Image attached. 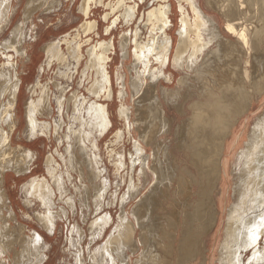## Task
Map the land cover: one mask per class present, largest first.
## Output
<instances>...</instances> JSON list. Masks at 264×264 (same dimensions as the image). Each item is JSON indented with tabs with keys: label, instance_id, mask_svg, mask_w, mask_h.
Wrapping results in <instances>:
<instances>
[{
	"label": "bare ground",
	"instance_id": "1",
	"mask_svg": "<svg viewBox=\"0 0 264 264\" xmlns=\"http://www.w3.org/2000/svg\"><path fill=\"white\" fill-rule=\"evenodd\" d=\"M92 1H81L80 11L86 21L83 20L74 37L68 34L59 43L51 42L44 47L47 65L43 69L47 71L53 67V62H57V76L43 84L40 72L24 106L28 118L24 134L29 140L43 135L51 141L53 131L59 139L67 126L60 140L67 143L64 153L57 148L45 159L48 177H33L22 187L23 201L28 208L38 202L41 204L42 211L35 212V215L50 233L54 232L60 217L68 216L65 207L55 210V199L58 194L61 199L67 196V185L74 182L73 173L79 175L76 178L80 186H75L80 193L78 199L85 201L86 207L94 206L96 217L101 214L103 201L112 187L111 179L105 175L107 167L102 168L98 139L105 137L114 124L106 104L99 100L115 96L112 70H109L111 48L115 43L112 40L91 44L90 37L82 42L81 38L87 37L90 29L96 26L94 20L88 19L93 9ZM204 1L203 6L200 0H178L182 25L177 31L176 45L177 38L168 32L169 26H173L171 16L175 13L171 0H165L143 17L140 15L134 31L124 30L126 34L120 41L122 60L125 63L130 58L134 60V73L129 77L125 67L116 69L120 99L118 116L125 120V130L115 133L113 144L123 140L126 133L134 137L128 154L118 153L113 147L109 156L116 168L117 187L123 178L121 171L127 169L124 176L127 188L121 195L118 189L113 194L115 204L120 200L117 221L109 212L91 221V242L111 229L102 244L94 250L88 247V259L81 245L82 231L77 229L78 237H70V249L76 250L73 252L75 264H191L203 254L202 264H210L214 262V256L209 258L205 253L208 250L205 237L220 224L225 239L219 245L221 258L218 264H245L244 255L248 251H252L248 264L264 263V247H261L264 237V116L256 122L245 147L238 154L232 174L230 167L235 163V147L230 149L233 141H228L231 136L234 138L237 131L234 126L239 117L251 107L254 96L264 90V0ZM61 2L43 0L37 4L35 0H29L25 17L29 18L38 7L52 10ZM117 3H120L118 10L109 13L113 14V19L107 28L108 33L117 28L119 22L124 20L128 24L137 18L139 3L113 2ZM12 5V0H0V34L13 21L15 9ZM209 8H217L223 17H227L223 31L230 38L223 35L222 26L207 12ZM105 21L110 23L108 16ZM141 23L149 32L147 36H143ZM24 26L23 22L18 23L10 37L0 45L3 59L0 64V264H43L47 258L46 243L39 232L32 230L25 238L11 232L10 220H16L15 212L8 205V193L3 188L6 176L10 175L8 172L20 175L11 174L14 179L26 175L36 159L32 148L14 145L12 140L17 130L18 90L21 88L18 63L27 57V39L31 41L36 37L33 27L29 29V35ZM84 43L90 45L86 48L87 56L84 55ZM63 44L67 45V53ZM240 54L249 58L244 64ZM84 58L87 60L80 71L79 85L86 88L89 96L80 93V89L68 96ZM170 65L175 70H183V75L178 79V88L169 91L164 83L175 79L173 72L168 70ZM193 87L200 90L199 100L189 101L190 113L177 126L175 137L176 148L185 151L188 157L183 170L193 168L195 175L190 170L183 173L178 158L173 155L172 140L167 141L172 119L166 109L170 106L184 113L187 108L184 100L195 92ZM53 99L58 117L53 122L42 120L41 117L54 112ZM127 99L129 104H125ZM65 116L70 120L69 125L65 123ZM224 145L226 150H232L230 156L226 151L222 155ZM230 174L236 179L233 187ZM195 186L200 191L199 196ZM146 188L147 191L142 192ZM172 188H176V195H184L182 205L171 204V211L157 213L156 206L160 205L162 210L166 208L163 201L169 199ZM217 193L221 195L219 198ZM195 195L200 197L197 202H193ZM231 198L235 202L225 206ZM132 201V208H126ZM63 202L70 209H77L73 195ZM5 209L9 211L7 216ZM14 230L17 231L16 226ZM181 231L184 240L179 246ZM18 245L21 250L15 251L11 263L7 262V255ZM140 246L143 251L134 259Z\"/></svg>",
	"mask_w": 264,
	"mask_h": 264
},
{
	"label": "rangeland",
	"instance_id": "2",
	"mask_svg": "<svg viewBox=\"0 0 264 264\" xmlns=\"http://www.w3.org/2000/svg\"><path fill=\"white\" fill-rule=\"evenodd\" d=\"M42 1L43 0H35V3L39 4ZM81 1L82 0H77L76 2L75 1L72 2L71 0H66V1L62 0L60 6H58L57 8H54L52 10H46L45 7H43V6L38 7V8L36 7L37 9H35L32 13L29 14L30 17L26 18L25 12L28 13L27 12V3L29 2V0H12V3H13L12 9L13 10L15 9L14 14H13L14 15L13 21L0 34V45H2V42H4L5 39L10 37L11 32L15 28V26L18 23L23 22L25 25L24 27L28 28L27 30H29L31 27H33V30L35 32L34 34L36 36L34 38V40L29 41V39H27L26 44H25V47H26L27 53H28L27 57L23 58V62L19 60L20 63H18V64H20L18 70L20 73L19 77L21 79V81H20L21 88L18 90L19 97H18L17 107H18L19 112H18V116H17L18 119L16 121L17 122V130L12 136V140H13L14 145H24L25 147L32 148L35 151L34 153L36 155V159L34 161V164H32V168H31L30 172L26 173V175H23L19 178L14 179L11 174H13L15 177H18L20 175H16L13 171H10L11 173L8 172L10 175L6 176L7 177L6 185L4 184L3 188H5V190H7V193H8V199L10 201L8 203V205L9 206L11 205L10 207H12L14 212H15L16 220H14V219L10 220L11 226H12L11 232H13L16 235H20V236L22 235L21 238H25L28 235H31L32 230H36L37 232H39L42 235V237L46 243L45 253L47 255V258L45 259L43 264H75V259H74L75 257L73 255V252L74 251L76 252V250L70 249V237L72 235L74 238L78 237V234H76L77 232H75V230L79 229L83 233L84 239L82 240L81 245L85 249V256L87 258V256L89 255V252L87 251L88 247L90 249L94 250L95 247L102 244L107 239V237L109 236L110 229H111V228L108 229V231H106L104 233V235H103L104 237L102 236L101 238H99L95 242H91V237H90L91 234H89V233H91L90 224H91V221L94 220V218L96 217L97 213H94V212H96L94 206L86 207L85 201L81 202L78 199L80 193L77 192V190L75 189V186H80V182L78 180L79 175L76 173H73V176H74L73 177L74 178L73 184L67 185V188H68L67 196H64V198H62V199H61L59 194L57 195L58 197L56 196L55 210H57V209L60 210L61 207H65L68 210V216L60 217L58 219L59 222H57L56 227L53 230L54 232L50 233L49 231L44 229L41 226L40 222L36 218L35 212L42 211L41 204L38 202L36 204H33L32 207L28 208L25 205V202L23 201V200H25L24 194L22 192V187L24 186V183H26L27 181H29L33 177H41V178L43 176L48 177L47 171L45 168L46 157L48 156V154L55 152V150L57 148L59 149L60 152L64 153L65 147L67 145L66 141H63L62 143L60 141L62 135L66 132L65 128L67 126H65V128H64V132L60 133V135L58 136V137H60L59 139H57L55 137L54 131L52 132V140L51 141L47 138V136H43V135L42 136L40 135V137L35 138V139L33 138L31 140L26 138V134H24V130L26 129V126L28 123V118L26 116L24 106L26 105L27 99L31 95L30 88L32 85L34 86L36 79H38V77L40 75V72L43 74V76L40 77L41 82L43 84L48 83L50 79L54 80L55 77L57 76V74H56L57 69H58L57 62H53L54 64H53V67L51 69H49L47 71H45V69H43L47 65V63L44 62L47 55L43 49L45 46H47L51 42L59 43V41L62 40L64 37H66L68 34H72V37H74L78 33V30L81 26V23L86 21L84 14L82 15V13L80 11ZM112 1L116 2L118 0H94V2L92 1L90 3V5L93 6L92 7L93 9L91 10L92 11L91 16L89 15L88 19L94 20L96 26L94 29H90L87 37L83 36L81 38V40H82V42H84V40H86L87 38L90 37L91 41H92V42H90L91 44L95 43L96 41H99V42L104 41V42L110 43L112 40H114V43H115V46H112V48H111L110 58L112 59V61L110 62V66H109L110 67L109 70H112L111 74L113 76V81H114L113 88L115 91V94H114L115 96L110 98V99L102 98L99 100L100 103L106 104L107 110H108V112L110 111L109 113L111 115V118H112V121L114 124L111 127L112 130L110 129L111 131L105 137H101L100 139H98V144H99V149H100L99 152H101L100 154H101V158L103 161L102 162V164H103L102 168L107 167L106 168L107 173L105 175L111 179L112 187H111V190H110L108 196L103 201V208H102L103 210H102L101 214L97 215V217H99V215H102L106 212H109L110 214H112L114 219L117 221L118 215L120 213L119 211H121L120 200H119L118 204H115L112 198H113V194L117 191V189L120 192V195L122 193H124V191L126 190L127 183H125L124 176L126 177V170L127 169L121 171V176L123 178H122L121 182L119 181L118 187H117L116 186L117 185L116 184L117 177L114 174L116 168L113 167L114 161L109 156V150L112 149L113 147H115L116 150L118 151V153L128 154L129 150L131 149V147L133 145L132 141H133V137H134V136H128L126 133L125 138L123 140L119 141L120 143L118 142L115 145L113 144L115 142V133L120 129H124V127H125V120H122L118 116V108L120 106V103H119L120 99L117 95L118 91H119V87H118L119 85L117 83L118 79L116 77V69L118 66H122L121 67L122 69L125 67L124 71L127 73V75L129 77H130L129 74L134 73L132 71V65L134 63V60L130 58V59L126 60V63H125V61L122 60V51H121V46H120L121 42L120 41L123 39V36H124V34H126V32H129L131 29L133 31L135 30L136 25H138V20H140V17L143 14L146 15L150 9H152V8H154V7H156L159 4L164 3V2H163V0H155V1L154 0H132V1L127 0L128 4H131V5H133L134 3L140 4L138 14H137V18L134 20V22H131L128 24L125 23V21L123 19H121L123 21L119 22L118 27L113 28V30H111L112 32L110 31L111 33H108L107 28L111 24V21L113 19V14L109 15V13L111 11H117L118 10L117 6L120 4V3L113 4ZM171 2L173 3V8L175 10V13L171 16L172 21H173V26L172 27L169 26L168 32L169 31L172 32L173 35L177 38L175 41V45H176V43L178 42L177 31L182 25V20H181V15L178 16L179 15L178 7H177L178 6V0H171ZM200 3L203 6L205 5L204 0H200ZM46 11H48V12H46ZM207 12L216 19V22L218 23V25L220 27L222 26L221 29H222L223 35L226 38H230V36H228V34L225 31H223L224 30L223 26H224V23L226 21L225 19L227 17L226 16L223 17L222 13L217 8H209L207 10ZM119 13L120 12H118V14ZM105 16H108V18L110 19V23H107L105 21ZM174 20H175V22H174ZM175 23H176V27L174 28ZM0 24H1V21H0ZM98 24H99V27H98ZM142 25L143 24L141 23L140 29H142L143 36L144 35L147 36L149 32L148 31L146 32V28H143ZM124 30L126 32H124ZM28 34L31 35L30 30H29ZM232 39L233 38L231 37V40ZM233 41H234V39H233ZM78 42H79V40H78ZM66 46H67L66 44H63L64 52L67 53V47ZM89 46H90L89 43H84L83 50L85 51L84 52L85 56H87L86 55V51H87L86 48ZM262 47L264 49V43H263ZM133 48H134V45L132 46V50H133ZM240 55H241V61H243V64H244V61L246 59H249V58L245 57L244 54H240ZM238 59H239V57H238ZM2 60L3 59L0 57V64L3 62ZM86 60H87V58H84L82 65L79 68V74L75 78V81L72 84V86L68 92V96H70L75 90H79V89H80L79 90L80 93H84L86 96H89L86 88L85 87L82 88L79 85V80H80V75H81L80 71H82V69L85 67ZM240 63H242V62H240ZM122 64H124V65H122ZM128 70L130 72H128ZM168 70L173 72L175 79L170 83L169 82L164 83L165 87L168 86L169 91L170 90H176L178 88V79L183 75V70H181V71H179L177 69L175 70L172 65L169 66ZM175 74H177V75H175ZM87 82L88 81L85 80V83H87ZM263 83H264V81H263ZM53 88L54 87H52V89ZM197 88L198 87H193L192 90L195 92L190 94V98L188 100H184V105L187 106V108L185 107L184 113L178 111L176 108L166 106L167 112L172 119V130H171V133L168 135L167 141L172 140V146L174 147L172 149V152H173V155L176 158H178V161L181 165V170L183 171V173L185 170L186 171L190 170V172H192V175H195V173H196L193 170V168H185V170H183V168H184L183 165H187L188 157L186 156L185 151L180 150V148L179 149L176 148L177 142H176L175 136H177L176 135L177 126L179 124H182L186 120V118L188 117V115L190 113V110L188 108L189 104L193 103L194 101L199 100L198 94H200L199 93L200 90H199V88L197 90ZM159 92H160V95H162L160 87H159ZM194 93H195V95H194ZM191 98H193V99H191ZM195 98H196V100H194ZM53 102H54L53 103L54 112L52 111L53 113L51 112L50 115H45V116L41 117L42 120H47V121L53 122L58 117V109L56 108L57 106H56V102L54 101V99H53ZM129 102H130V100L127 99L125 101V104H129ZM252 103L253 104L248 109V111L245 112L242 115V117L240 116L239 120L236 122L234 127L236 128L235 131L236 130L237 131L234 134V138H233V136L228 138V141L229 140L233 141L230 149H233L235 147V150L233 149L234 154H235V156L233 157V160L235 161V163H231L232 164L230 167L231 168V174H232V170H234L233 167L237 163V161H236L238 159L237 156L240 153V151L245 147V143L249 139L254 125L260 119L261 116H264V90H262L259 94H256L254 96ZM70 112H71L70 113V115H71L72 111H70ZM65 123H67V125L70 124V120L66 116H65ZM237 141H239V142L236 144ZM149 149L151 151L152 148H149ZM222 151H223L222 155L225 153V151L227 152L228 156H230L232 153L231 152L232 150H226V145H224L222 147ZM58 162H61V160L58 159ZM231 174H230V176H231L230 177V183H231V186L233 187L235 185L236 179H235V176L231 175ZM77 176H78V178H76ZM86 183L89 184V181H87ZM195 188H197V190H198L197 186H195ZM220 188H221V185L219 186V189ZM197 190H196V192H197V195L199 196L200 191L199 190L197 191ZM144 191L146 192L147 188L144 189L142 192H144ZM175 191H176V188H175V190L172 188L170 196H168L169 199L163 201V203H164L163 206L166 207L164 210H162L160 205L156 206L157 208H155V211L157 213H159L161 211H164L166 213H167V211L168 212L171 211L172 210L170 207L171 204L182 205L181 203L184 201V195L182 196L181 193L176 195ZM70 195H73L74 199H76V205H77L76 208L77 209H75V210H72V208L70 209L69 206H66L67 204L65 205V203L63 202L64 199H66ZM197 195L193 196V198H194L193 202H197L198 199L200 198ZM217 196L219 198L221 195L217 193ZM172 198H174V199H172ZM92 200H93V198L91 197V201ZM89 201H90V198H89ZM110 201H111V203H109ZM234 202H235L234 198H231L229 202H226L225 206H227L228 204H229V206H231ZM133 204H134V201H132V204L130 202L127 205L128 207H126V208H130V207L132 208ZM118 205H119V207H118ZM4 213L7 216L9 214V211L7 209H5ZM82 218H84V219H82ZM18 223H19V226H17ZM74 224H75V226H74ZM14 226H16L17 231L14 230ZM210 233H209L210 235L208 234V236L205 237V239H207V246H208V250L205 251V253L208 254L209 258H211V256H214V262H211V260H212L211 259L210 260L211 263L218 264V262L220 261V258H221V254L219 252V250H220L219 245L224 243V239H225L224 233H223V225L220 224L219 226H216ZM181 234H182V231L180 232V236L178 239V245L179 246L184 240V235L183 234L181 235ZM201 234H204V233L202 232ZM88 236H89V238H87ZM81 245H80V247H81ZM261 247H264V237L261 239ZM17 250L18 251L21 250V247L19 245L15 247L14 252H10L7 255V262L9 260V262L11 263V261H12L11 258L14 257L15 251H17ZM214 250H215L214 255H211V254H213ZM142 251H143V246L142 247L140 246V249L138 250L137 253L134 254L133 258L134 259L139 258V255H141ZM251 254H252V251H248L244 255L245 264H248V260L251 257ZM203 256H204V254L200 258L194 260L191 264H202V261L204 259ZM184 264H187V263H184Z\"/></svg>",
	"mask_w": 264,
	"mask_h": 264
},
{
	"label": "flooded vegetation",
	"instance_id": "3",
	"mask_svg": "<svg viewBox=\"0 0 264 264\" xmlns=\"http://www.w3.org/2000/svg\"><path fill=\"white\" fill-rule=\"evenodd\" d=\"M163 1H164V3H165V0H163ZM183 2H185V1H183ZM161 4H163V3H161ZM161 4H159V5H161ZM159 5H158V6H159ZM158 6H156V7H158ZM156 7H154V8H156ZM150 10H151V9H150ZM150 10H149V11H150ZM149 11H148V12H149ZM148 12H147V13H148ZM143 15H144V14H143ZM143 15H142V17H143ZM150 27H152V25H150ZM157 29H158V28H157ZM140 59H142V57H140Z\"/></svg>",
	"mask_w": 264,
	"mask_h": 264
}]
</instances>
